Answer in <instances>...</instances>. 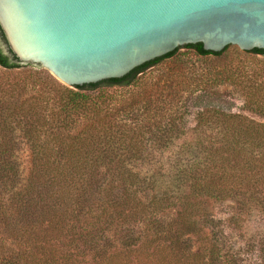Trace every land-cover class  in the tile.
Listing matches in <instances>:
<instances>
[{
	"label": "trees",
	"instance_id": "1",
	"mask_svg": "<svg viewBox=\"0 0 264 264\" xmlns=\"http://www.w3.org/2000/svg\"><path fill=\"white\" fill-rule=\"evenodd\" d=\"M227 46L186 44L195 56L174 58L176 47L122 77L74 87L0 50L1 67L31 66L34 76L32 94L13 85L0 98V241L10 242L0 264H241L195 200L229 199L264 215L263 123L203 107L193 130L204 135L180 145L164 181L138 169L187 131L196 95L229 84L264 116V67L208 58ZM16 137L31 151L22 184Z\"/></svg>",
	"mask_w": 264,
	"mask_h": 264
},
{
	"label": "water",
	"instance_id": "2",
	"mask_svg": "<svg viewBox=\"0 0 264 264\" xmlns=\"http://www.w3.org/2000/svg\"><path fill=\"white\" fill-rule=\"evenodd\" d=\"M0 28L17 63L74 87L186 44L264 51V0H0Z\"/></svg>",
	"mask_w": 264,
	"mask_h": 264
},
{
	"label": "rangeland",
	"instance_id": "3",
	"mask_svg": "<svg viewBox=\"0 0 264 264\" xmlns=\"http://www.w3.org/2000/svg\"><path fill=\"white\" fill-rule=\"evenodd\" d=\"M175 56L191 57L195 55L193 50L185 47L181 51H176L173 57L175 58ZM208 58H212L218 63L235 64L240 61L242 62L241 64L249 67H264V57L262 55L250 52L239 54L232 46L228 47L220 55L208 56ZM44 70L47 71L46 69ZM32 71L33 67L31 66H20L10 70L0 66V98L4 97L5 89L13 85L25 86L21 97L32 94L34 91ZM58 82L61 83L60 81ZM210 106L227 112L240 113L264 124V116L249 111L243 105V99L236 88L229 84H223L215 92L194 96L191 108L186 116L187 131L179 138L173 140L167 149L154 153L149 158L150 162L139 164L138 169L140 172L142 174H154L153 178L156 181H164L166 177L163 174L168 171L169 165L176 153H178L180 145L185 141L204 135L193 130L196 122L194 112ZM15 135H18V133H15ZM15 141L19 142L14 151H12V156L18 164V184H22L25 183L29 174L31 151L20 137H16ZM195 201L199 211H205L206 216L212 219L213 231L218 234L225 248L234 252L239 257L241 264H264V215L258 209H240L235 201L229 199H198ZM207 232L206 228L203 229L197 236H194V239L202 238ZM0 244V250L3 245L4 247L9 246V239L0 241ZM196 245H199L197 240Z\"/></svg>",
	"mask_w": 264,
	"mask_h": 264
},
{
	"label": "flooded vegetation",
	"instance_id": "4",
	"mask_svg": "<svg viewBox=\"0 0 264 264\" xmlns=\"http://www.w3.org/2000/svg\"><path fill=\"white\" fill-rule=\"evenodd\" d=\"M5 45L4 43V36H3V33H2V30L0 28V50L3 52V46Z\"/></svg>",
	"mask_w": 264,
	"mask_h": 264
}]
</instances>
